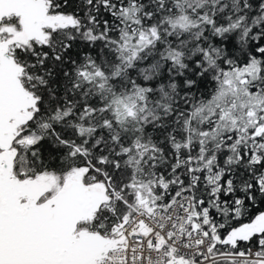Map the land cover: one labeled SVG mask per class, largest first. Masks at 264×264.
<instances>
[{"label":"snow or ice","instance_id":"snow-or-ice-1","mask_svg":"<svg viewBox=\"0 0 264 264\" xmlns=\"http://www.w3.org/2000/svg\"><path fill=\"white\" fill-rule=\"evenodd\" d=\"M0 264H264V0H0Z\"/></svg>","mask_w":264,"mask_h":264}]
</instances>
